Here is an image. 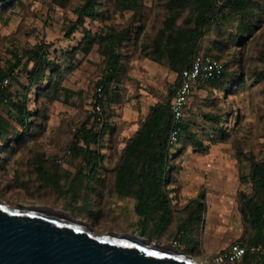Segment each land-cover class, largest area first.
Instances as JSON below:
<instances>
[{
  "label": "rangeland",
  "instance_id": "374dc122",
  "mask_svg": "<svg viewBox=\"0 0 264 264\" xmlns=\"http://www.w3.org/2000/svg\"><path fill=\"white\" fill-rule=\"evenodd\" d=\"M99 1L96 16L86 17L75 32L69 30L84 0H14L0 8V69H12L6 77L8 82L0 83L4 96L0 115L9 120L12 134L0 137V147L6 145L7 136L14 137L23 130L13 118L17 112L10 101L35 112L29 127L33 134L27 135L10 156L8 152L0 156V198L10 205H48L69 211L101 234L115 231L139 235L138 223L131 226L137 219L136 199L120 197L114 191L113 170L152 108L171 101L178 80L166 48L159 52L154 42L169 15L168 0ZM217 1L224 3L226 16L220 14L221 19L212 22L198 51L217 53L223 44L227 74L215 84L199 86L191 97L184 129L168 156L166 189L172 199V222L165 232L157 234L150 228V235H143L162 244L178 239L176 246L188 248V254L200 261L256 264L252 256L235 262H218L212 256L232 242L252 240L255 234L244 218L242 204L244 198L256 195L252 164L264 160V9L254 34L240 45L229 37L240 33L236 25L245 0ZM260 1L264 7V0ZM193 16L187 7L177 26H185V18ZM42 48L48 51L45 60L55 63V68L49 82L42 77L38 87L44 89L36 94L38 87L31 85L28 73L35 65L31 52ZM112 52L117 65L109 72ZM106 78L109 81L100 116L93 111V98L99 82ZM85 123L97 129L104 127L102 179L94 185L97 188L84 185L77 201L69 205L72 195L67 192L69 196L62 199L63 195L43 184L37 165L44 162L51 170L60 168L63 188L69 189L74 177L66 173L76 174L80 165L70 145ZM8 144L15 146L14 142ZM61 157L63 163H59ZM88 204L103 208L106 216L99 223L83 211ZM72 208L83 212L77 217ZM118 213L123 216H115ZM180 224L185 230L177 236ZM204 241L214 255L203 248Z\"/></svg>",
  "mask_w": 264,
  "mask_h": 264
},
{
  "label": "trees",
  "instance_id": "16d2710c",
  "mask_svg": "<svg viewBox=\"0 0 264 264\" xmlns=\"http://www.w3.org/2000/svg\"><path fill=\"white\" fill-rule=\"evenodd\" d=\"M13 2L14 0H3L0 2V8L8 7ZM98 4H100L99 0H84V3L79 9L78 19L72 25L69 32H75L79 27L83 26L86 22V17H95L96 6ZM167 6L169 15L165 19L163 28L159 31L154 42L159 52H161L160 48H166L170 68L178 72V80L174 84L177 85L180 82V73L191 64L197 54L209 55L222 61L221 49L223 48V44L218 46V48L220 47V51L217 53L211 51L199 52L198 50L199 42L209 30L212 22L221 19L220 14H222L221 16L223 18L226 15L223 14L225 12L224 3L220 5L217 0H168ZM187 7L191 8L194 16L192 19L186 17L184 20L185 26L178 27L177 22ZM263 9L264 7L261 5L260 0H245L243 8L238 14L239 22L236 25L239 27L240 33L234 36L231 35L229 38L243 45L260 25ZM249 18L250 20H248ZM246 19L248 22H246ZM164 39L166 40L165 42ZM47 52L45 48L31 52V61L35 64L28 73L31 85L38 87L42 77L49 82L51 73H54L55 63L45 60L47 58ZM112 54L109 72L114 71L117 65L116 55L114 52ZM227 70V64H224L221 76L215 78L209 84H215L224 79ZM11 71L12 69L8 72L0 69V83L7 76L11 75ZM107 81H109L108 78L99 82V85L103 84L105 86L104 95L107 93ZM42 89L44 87H38L36 94H39L38 91H42ZM171 94L172 101L174 96L173 89ZM104 97L101 99V103H103ZM3 99V92L0 91V102ZM171 101L166 104L156 105L152 108L147 122L143 124L131 139L125 148L120 163L113 170L115 172L113 182L114 191L120 197H134L136 199L134 214L137 219H135V222L133 219V225L131 226L133 227L134 223H138L141 232L147 236L150 235V228L157 231V234L165 232L173 218L172 199L169 191L166 189L170 176L168 156L169 150L173 146L169 142L172 120ZM10 103L17 112L13 115V118L17 122H20L23 130L17 132L14 137H6V145L0 147V156L2 157L5 152H8V156H10L21 146L24 138H27V135L33 134L29 132V127L33 123V119L31 118L35 115V112L28 110L25 104L15 101H10ZM207 118L214 120V117L211 116H207ZM8 127L9 120L0 115V137L12 134L8 131ZM183 129L184 123L182 131ZM103 137L104 127L102 129H97L94 125L88 127L87 123L80 127L75 140L70 145L72 156L79 160L80 165L76 174L70 171L66 173L67 176L74 177L69 189L65 191L63 188L64 183L61 176V169L51 170L44 162H39L37 165L39 180L43 184L52 187L56 193L63 195L62 199L68 197L69 194L67 192H69L72 195V200L69 202V205L77 201V196L84 185L89 187L93 186L91 187L92 189L97 188L94 185H98L101 182L102 178L99 177V173L104 167L103 163L105 160V155L101 150ZM9 142H14L15 146L12 144L8 146ZM64 161L65 159L61 157L59 163H63ZM56 165L59 167L58 164ZM251 177L254 182L256 195L244 198L242 212L245 220L255 230V234L252 240L250 239L248 242L238 241L248 248L254 244L264 243V160L252 164ZM64 202H66V199ZM72 209H74L73 214L77 217L85 211L86 214L93 217L96 223H99L101 218L106 216L101 211L103 208L97 209L89 204L83 206L82 212H78L75 208ZM115 216L123 215L118 213ZM131 217L133 218V216ZM196 218L199 220L202 219L199 215ZM184 230L183 224L178 225L177 236L181 235ZM175 241L178 243V239H175ZM183 251L188 253V248H185ZM248 256H252L256 264H264V255L259 256L256 253H251L248 249L244 257Z\"/></svg>",
  "mask_w": 264,
  "mask_h": 264
},
{
  "label": "water",
  "instance_id": "95a60500",
  "mask_svg": "<svg viewBox=\"0 0 264 264\" xmlns=\"http://www.w3.org/2000/svg\"><path fill=\"white\" fill-rule=\"evenodd\" d=\"M0 264H212L141 232L101 234L69 211L0 198Z\"/></svg>",
  "mask_w": 264,
  "mask_h": 264
},
{
  "label": "built area",
  "instance_id": "2783aa9c",
  "mask_svg": "<svg viewBox=\"0 0 264 264\" xmlns=\"http://www.w3.org/2000/svg\"><path fill=\"white\" fill-rule=\"evenodd\" d=\"M224 63L220 59L205 54H197L191 64L184 68L180 73V82L174 85V96L172 98L170 108L172 112L171 128H170V144H175L179 140L182 132L185 110L193 96L195 90L199 86L208 85L215 78L220 77L223 73ZM8 82V78L4 79ZM105 86L100 84L93 98V111L102 116L101 99L104 96ZM175 245L178 243L175 241ZM248 249L251 253L259 256L264 255V243L254 244L246 247L239 242L232 243L229 247L219 251L214 256L218 262L232 261L235 262L245 256Z\"/></svg>",
  "mask_w": 264,
  "mask_h": 264
},
{
  "label": "crops",
  "instance_id": "0c3cea01",
  "mask_svg": "<svg viewBox=\"0 0 264 264\" xmlns=\"http://www.w3.org/2000/svg\"><path fill=\"white\" fill-rule=\"evenodd\" d=\"M197 89H198V88H197ZM197 89H196V90H197ZM196 90H195V92H196ZM195 92H194V94H195ZM194 94H193V95H194ZM186 111H187V108H186V110H185V114H186ZM151 112H152V110H151ZM184 119H185V117H184ZM235 242H238V241H235ZM232 243H234V242H232ZM232 243H231V244H232ZM231 244H230V245H231ZM203 245H204L203 248H204L206 251H208L210 254L215 252V251H213L211 248H208V249L206 248V246H205V241H204V244H203ZM230 245H228V246L226 245V246H223V247L219 248L214 254H216V253H218L219 251L225 249L226 247H229ZM214 254H211V255H214Z\"/></svg>",
  "mask_w": 264,
  "mask_h": 264
}]
</instances>
